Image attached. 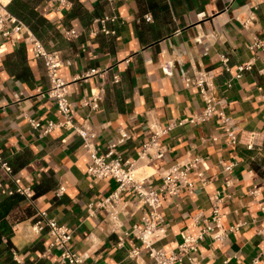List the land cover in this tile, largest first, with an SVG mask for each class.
<instances>
[{"label":"crops","instance_id":"0c3cea01","mask_svg":"<svg viewBox=\"0 0 264 264\" xmlns=\"http://www.w3.org/2000/svg\"><path fill=\"white\" fill-rule=\"evenodd\" d=\"M69 1V8L57 9L52 0H0V158L32 189V201L23 199L7 216L12 246L0 255V264H62L57 250L48 251L47 230L39 235L31 231L41 212L69 229V248L85 264H152L144 249L129 257L140 247L130 233L140 220V203L123 197L120 227L112 232L105 211L88 205L108 197L116 184L87 176L89 158L81 139L65 129L38 139L28 125L30 118L41 124L60 120L54 101L36 92H44L48 80L42 62L32 57L29 36L65 61L59 74L69 82L74 120L95 128L101 149L124 129L130 140L120 153L135 160L150 136L148 123L165 126L203 109L197 90L183 86L180 70L188 75L211 71L217 109L241 131L264 137V65L256 61L240 79L234 78L236 68L253 56L250 35L264 40V0H119L113 8L104 0ZM105 16L117 18L105 24L112 35L100 33L97 20ZM6 17L24 26L13 39L3 35ZM70 30L75 38L66 35ZM222 53L229 59L228 72L219 62ZM91 91H102L97 109L82 106ZM161 142L167 149L164 158L153 162L150 172L143 167L144 173L156 174L153 183H159V169L182 161L187 153L204 159L209 183L197 181L192 192L161 197L163 235L154 246L177 253L181 235L199 232L210 215L209 197L220 193L226 197L221 205L226 235L223 242L206 238L195 256L201 264H264V140L259 150L230 146L211 119L177 127ZM230 164L233 168L225 171ZM0 181L5 190L11 188L3 172ZM60 186L65 192L56 197Z\"/></svg>","mask_w":264,"mask_h":264},{"label":"built area","instance_id":"2783aa9c","mask_svg":"<svg viewBox=\"0 0 264 264\" xmlns=\"http://www.w3.org/2000/svg\"><path fill=\"white\" fill-rule=\"evenodd\" d=\"M57 4V9H66L71 6L69 0H52ZM106 4L113 8L119 0H104ZM0 21L3 17L0 15ZM6 30L3 35L11 39L15 34L20 35L24 27L19 21L6 17ZM117 21L115 16H105L97 22L101 25L100 33L104 35L114 34L113 30L106 28L107 22L114 23ZM248 26V21L243 24ZM70 38H75L76 33L73 30L66 32ZM32 57L40 60L43 64L45 76L48 80V88L41 92H36L51 99L60 116L58 122L49 121L41 124L34 118L27 119V123L35 133L38 139L46 137L58 129H65L72 135L77 136L82 141V149L88 155L89 165L86 169L87 176L92 179L103 181L111 180L116 184L115 190L102 201L91 203L89 209L96 207L104 210L107 220L111 226L112 232L120 227L118 219L119 211L125 206L123 197L128 200L136 199L143 209L140 220L131 228V235L140 243L129 252L130 258L140 255L141 249L147 251L148 258L152 264H201L195 256L199 244L206 238L215 242H223L225 233L222 231V211L221 205L226 198L220 193L209 197L210 215L204 221L196 235L182 234L181 242L177 246V253L173 251H164L154 246L155 242L163 235V215L161 211V197L179 196L183 192H192L197 181L202 186L207 185L208 179L205 176L204 159L198 155L187 153L186 157L176 162L167 169H159V183L152 182L151 177L156 174H146L143 167H148L155 161L162 160L167 151L161 139L168 135L173 129L184 125H199L216 119L217 124L221 127L225 141L230 146L241 145L247 150H259L262 146L264 137L257 132H244L238 127V123L229 115H226L222 109H217L218 102L213 95L214 75L211 71L193 70L191 75L187 71L180 70V77L185 88H195L202 97L204 107L199 113H194L188 117L177 119L161 126L155 121L148 123L150 136L147 141L143 142L137 153V159H124L120 153V147L130 140L128 132L124 129L118 130V135L114 141L108 143L105 148L96 145L97 133L86 120L76 122L73 117V105L68 98L69 82L63 79L59 70L65 65V61L57 52H51L44 48L40 41L29 36ZM248 49L252 53V58L244 65L238 66L234 78L240 79L245 72L252 69L256 61L264 65V40L256 35L251 34L248 42ZM228 57L224 53L219 55V62L224 71H229ZM94 72V71H91ZM119 78L113 77V83H118ZM229 86V85H228ZM102 100V91H91L89 99L83 102V107L97 109ZM142 163L140 166L139 164ZM234 165H224L225 171H230ZM6 174L11 182V188L5 190L0 181V191L6 196L19 195L27 201H32V189L22 185V180L15 177L11 166L0 158V173ZM65 189L58 187L55 190V196L60 197L64 194ZM198 222V217L194 218ZM47 230L50 236L49 250L59 252L58 260L62 264H85L82 257L77 256L70 248L71 233L65 226L59 225L54 219H49L45 212L38 214L37 220L31 227L34 235H39Z\"/></svg>","mask_w":264,"mask_h":264},{"label":"trees","instance_id":"16d2710c","mask_svg":"<svg viewBox=\"0 0 264 264\" xmlns=\"http://www.w3.org/2000/svg\"><path fill=\"white\" fill-rule=\"evenodd\" d=\"M24 198L19 195L3 196L0 198V255L11 248L10 237L12 235L11 224L7 216L14 209L18 208ZM27 214H28V210Z\"/></svg>","mask_w":264,"mask_h":264},{"label":"rangeland","instance_id":"374dc122","mask_svg":"<svg viewBox=\"0 0 264 264\" xmlns=\"http://www.w3.org/2000/svg\"><path fill=\"white\" fill-rule=\"evenodd\" d=\"M146 171L150 172V170H149V169H146Z\"/></svg>","mask_w":264,"mask_h":264}]
</instances>
